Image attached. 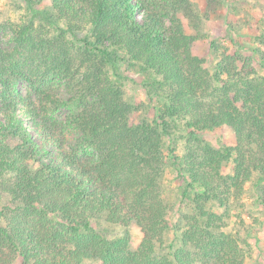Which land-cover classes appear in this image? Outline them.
I'll list each match as a JSON object with an SVG mask.
<instances>
[{"label": "trees", "instance_id": "obj_1", "mask_svg": "<svg viewBox=\"0 0 264 264\" xmlns=\"http://www.w3.org/2000/svg\"><path fill=\"white\" fill-rule=\"evenodd\" d=\"M41 1L24 0L31 16L12 28L13 48L0 41V264H244L237 236L221 226L248 183L264 206V49H253L260 71L229 54L204 67L170 15L188 0H171L170 10L149 0H50L37 9ZM121 61L148 73V91L159 97L152 119L136 120L139 106L109 78L106 68ZM43 71L77 90L58 97L34 79ZM20 79L42 101L73 110L82 156L18 94ZM217 129L232 131L236 143L216 148L203 138ZM177 136L185 146L174 154ZM168 167L181 180L176 208L164 193ZM103 220L124 233L106 237ZM131 226L142 235L137 249Z\"/></svg>", "mask_w": 264, "mask_h": 264}, {"label": "rangeland", "instance_id": "obj_2", "mask_svg": "<svg viewBox=\"0 0 264 264\" xmlns=\"http://www.w3.org/2000/svg\"><path fill=\"white\" fill-rule=\"evenodd\" d=\"M149 1L150 5L156 9H172L171 0ZM36 5L37 9H44L50 5V0L37 2ZM30 11L24 0H0V41L4 48L11 49L15 46V33L12 28L26 21L31 16ZM141 13L139 9L138 14ZM170 15L179 17L186 33L193 37L192 52L205 59L204 67L213 69L222 55L229 54L234 59H238L239 65L252 63L251 66L260 71L258 58L255 57L253 49L255 47L264 49V0H188L183 10H177V13L171 11ZM165 22L171 25V17L166 15ZM57 35L56 31H50L47 36L54 44H59L62 40H56ZM107 69L109 78L118 82L123 90L124 98L139 106V110L133 115L136 120L144 116L150 119L156 116L159 97L148 91V73L128 61H121L118 69H115L113 65ZM35 76V80L39 79L43 85L49 86L58 97L70 98L77 90L75 85L63 76L45 73V71L35 73ZM17 90L19 95L30 97L40 112L47 115L51 127L66 141L68 149L74 148L82 156L83 152L79 147L82 132L71 118L73 110L68 106L57 108L49 101H42L27 79L18 80ZM20 114L25 125L32 128V121L23 115L22 107H20ZM39 133L32 128V135L42 143V136ZM202 136L216 148L222 147L223 144L236 143L235 135L229 130L206 131ZM175 138L177 141L171 143L167 138L170 149L174 154L182 153L185 140L181 136ZM50 148L54 149L53 145ZM89 150L93 153L91 149ZM166 153L168 155V151ZM232 167L231 162L225 167L226 171H231ZM180 184L181 180L177 177L174 168L168 167L164 176V193L172 203H175V208L177 203H181ZM3 204L0 200V209ZM182 204H184V207L181 205L184 214L188 213L187 203L182 202ZM229 206V214L224 213L223 208H215L219 214L224 213L221 230L237 236L245 254L244 264H264V206L259 203L252 184L248 183L242 194L232 198ZM180 212L181 210H176L174 222L181 218ZM102 223L104 230L106 227L103 233L106 237L113 238L124 233V228L121 226L108 225L104 220ZM129 230L131 247L137 249L142 239L141 232L136 226H131Z\"/></svg>", "mask_w": 264, "mask_h": 264}]
</instances>
